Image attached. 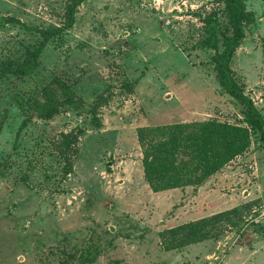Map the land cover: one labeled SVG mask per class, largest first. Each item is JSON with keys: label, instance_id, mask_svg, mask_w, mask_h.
I'll return each mask as SVG.
<instances>
[{"label": "rangeland", "instance_id": "1", "mask_svg": "<svg viewBox=\"0 0 264 264\" xmlns=\"http://www.w3.org/2000/svg\"><path fill=\"white\" fill-rule=\"evenodd\" d=\"M69 1L0 0V72L24 60L39 31L64 27ZM244 4L251 20L233 69L264 117V0ZM228 22L218 0H87L32 75H0V264H264L257 134L203 185L163 193L144 179L137 136L209 121L248 127L246 107L221 84L222 44L207 40ZM56 76L83 103L41 120L30 103ZM78 130L65 158L62 135ZM201 220L212 221L202 242L166 249L171 229Z\"/></svg>", "mask_w": 264, "mask_h": 264}, {"label": "trees", "instance_id": "2", "mask_svg": "<svg viewBox=\"0 0 264 264\" xmlns=\"http://www.w3.org/2000/svg\"><path fill=\"white\" fill-rule=\"evenodd\" d=\"M85 1L87 0H70L64 27L39 31L41 40L27 50L24 60L16 66L6 68L0 75H32L39 67L40 58L50 40L73 27L77 9ZM218 3L226 8L230 32L219 34L220 28L218 30V25L215 24L211 32L209 31L208 45L217 49L219 43L222 44L223 51L217 60L221 84L229 95L246 107L245 121L248 127L209 121L139 128L137 136L143 154L144 179L154 193L203 185L237 157L246 153L252 145L254 134L264 144V117L254 102L246 96L244 86L238 81L233 69V60L245 36L244 25L250 22L251 15L246 11L244 0H218ZM218 21V15L214 12L208 18L207 25ZM126 87L129 91L132 90L128 83ZM82 103L83 99L73 86L56 76L42 89L38 97L32 98L30 104L39 119L48 121L58 116L63 108L79 109ZM28 123L26 120L23 127ZM83 134L84 131L78 130L62 135L61 147L58 148L60 154L66 158V152L72 150ZM72 168V160L68 159L66 171L71 172ZM236 212L237 210L222 213L213 220L230 217ZM211 222L201 220L196 224L171 229L168 234L172 238L165 244L166 249H179L202 242L208 236L204 231ZM162 237L166 241V233Z\"/></svg>", "mask_w": 264, "mask_h": 264}, {"label": "crops", "instance_id": "3", "mask_svg": "<svg viewBox=\"0 0 264 264\" xmlns=\"http://www.w3.org/2000/svg\"><path fill=\"white\" fill-rule=\"evenodd\" d=\"M142 162V161H141ZM142 167H143V165H142ZM143 169V168H142ZM143 173H144V171H143ZM178 190V189H177ZM165 192H167V191H165ZM160 193H163V192H160Z\"/></svg>", "mask_w": 264, "mask_h": 264}]
</instances>
